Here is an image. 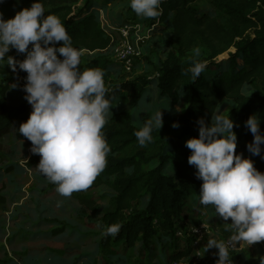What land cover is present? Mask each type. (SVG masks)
I'll list each match as a JSON object with an SVG mask.
<instances>
[{
    "label": "trees",
    "instance_id": "16d2710c",
    "mask_svg": "<svg viewBox=\"0 0 264 264\" xmlns=\"http://www.w3.org/2000/svg\"><path fill=\"white\" fill-rule=\"evenodd\" d=\"M78 1L40 0L45 7V14L57 15L72 37L73 46L85 53L81 56V62L85 61L83 68H100L105 73L104 80H107L113 76L115 67L126 69L124 63L115 59L117 36L97 18L93 10V0L86 1L85 16L69 17L72 14V5ZM203 1L162 0L163 12L157 18L138 20L134 13L133 22H138L147 33H155L159 29L157 23L164 25L163 30L170 31L171 40L178 48H173L166 56L159 57L152 80L141 76L134 78L133 73L125 71L121 82L114 83L106 92V98L112 106L102 130L111 148L107 156V166L92 186L71 195V199L86 210L100 212L101 203L93 198V193H111L107 208L100 213L99 218L92 220L100 229L97 242L104 254L102 262L97 264H130L129 252L141 244L145 255L159 232L171 242L167 264L194 263V244L197 237L190 233L192 228L204 223L191 225L186 222L188 216L184 208L197 180L184 169L191 150L183 141L199 136L198 119L204 118L211 124L213 114L224 99L247 102L242 94L245 85H250L257 91L253 104H242L246 111L245 118L249 119L255 114L260 120V129L264 132V0H239L235 4L217 0L214 2L216 10L202 7ZM34 2L36 0H2L0 12L5 20L14 18L18 11L31 7ZM250 2L253 3V9H257L253 14L244 5ZM114 24L117 29L122 25L117 21ZM257 28L260 29L254 38L236 41L242 39L249 30ZM199 40L203 43L202 56L192 57L188 61L185 51ZM231 47L236 48V52L230 57L229 70L224 71L216 58ZM8 55L17 60L26 58V53H18L14 48ZM240 60L242 64L238 65ZM194 61L206 65L196 78L189 71ZM132 70L134 72L133 68ZM11 71L6 61L0 62V74ZM15 73L26 80V72L18 70ZM153 85L158 91L154 103ZM10 91L9 85H0V137L17 131L28 120L32 111L27 107L30 104L22 97L19 101L10 102ZM161 102L168 105L163 106ZM181 104H184V111L161 129H154L152 142L141 147L134 133L161 107L168 115ZM140 108H149V112L139 113ZM235 114L233 113L232 118L234 122L239 113ZM173 123H178L179 127H172ZM246 137L249 143L254 139L250 131ZM176 155L181 156L182 161L178 162ZM256 157L252 155V160L257 162ZM24 158H29L28 154ZM40 159L39 155L32 154L27 165L31 168L37 167ZM155 160H158V165L149 168L150 163ZM170 164L176 168L174 175L164 173ZM256 167H261L260 161ZM143 199L147 200L146 207L137 210V205ZM114 223L121 225L119 233L116 236H102L106 228ZM64 231L61 227L42 235L57 237ZM226 234L223 242L230 240L233 235ZM121 248L124 249L122 253ZM260 248L264 252L262 246ZM252 249L253 246L243 243L241 251L233 252L237 257L235 264H260L259 257L264 255L255 257L250 254ZM50 251V255L63 259L79 256L81 253L80 247L70 245ZM202 251L204 256L201 263L205 264L210 252L203 248Z\"/></svg>",
    "mask_w": 264,
    "mask_h": 264
},
{
    "label": "clouds",
    "instance_id": "9594fccd",
    "mask_svg": "<svg viewBox=\"0 0 264 264\" xmlns=\"http://www.w3.org/2000/svg\"><path fill=\"white\" fill-rule=\"evenodd\" d=\"M161 4L162 0H130L132 10L141 18L161 16ZM13 48L26 53V58L17 60L8 55ZM194 52L199 55V49ZM81 55L82 50L73 46L59 17L46 15L40 0L18 11L14 18L5 20L0 12V62L6 61L13 72L27 73L23 90L32 111L19 133L31 141V152L41 157L36 168L63 197L92 186L106 168L111 151L102 131L112 111L106 98L105 73L100 68L81 71ZM205 67L194 61L189 71L196 78ZM163 124V112L159 110L134 133L138 144L147 146L153 140V130ZM197 124L199 136L187 140L185 146L191 150L188 163L197 169V179L203 181L199 203L214 206L216 216L225 223L231 218L227 224L233 232L230 244L208 239L206 248H218L216 264H232L229 247L235 248L237 242L250 246L264 241V172L250 157L237 154L236 125L229 115L220 112L213 114L210 125L204 118ZM245 127L254 137L248 151L260 156L264 152L260 120L254 114ZM120 228L114 223L102 236H116ZM259 262L264 264V256Z\"/></svg>",
    "mask_w": 264,
    "mask_h": 264
},
{
    "label": "rangeland",
    "instance_id": "374dc122",
    "mask_svg": "<svg viewBox=\"0 0 264 264\" xmlns=\"http://www.w3.org/2000/svg\"><path fill=\"white\" fill-rule=\"evenodd\" d=\"M87 0H79L77 4L72 5L71 18H79L87 14L86 3ZM217 0H204L202 7L207 10H216L214 2ZM231 1L233 4L239 0H224ZM93 10L99 21L105 28H109L115 32L118 40V48L121 52L126 54V59L130 60V70H120L118 67L113 69V76L105 80L107 90L116 83H120L123 79V72H131L132 76L153 78L155 65L160 56H166L173 48L176 50L178 46L171 40L169 30H163L164 25L157 23L159 29L155 33H147L143 26H139L138 22H133V16L136 14L131 6L130 0H93ZM246 10L253 14L257 9H253V3H245ZM135 13V14H134ZM138 20H145V18L138 17ZM136 20V19H135ZM114 21H117L120 27H116ZM130 22L129 24H127ZM134 24H132V23ZM112 26H115L112 28ZM116 28V29H115ZM260 28L249 30L242 39V41L254 38L259 32ZM203 43L199 40L191 48L185 51L188 61L192 57L200 58L202 56ZM199 49V55L194 52ZM144 51V52H143ZM236 48L231 47L225 53L219 55L216 61L220 63L224 71L230 68V57L235 54ZM85 55V53H82ZM81 55V56H83ZM85 61L82 60L80 69L83 71ZM242 61L238 62L241 65ZM134 69V72L132 70ZM149 80V81H150ZM26 80L11 71L6 74H0V85H9L12 94L8 96L10 102L19 101L22 97L25 99L26 92L23 86ZM16 85L15 87H13ZM152 87L153 100L156 102L158 91L156 87ZM242 94L247 98V102H238L235 99H224L217 108L215 114L224 112L233 118V113H239L235 119L234 131L238 136L237 154L243 153L245 158H251L252 155L247 149L249 144L246 134L248 129L245 127L246 111L243 110L242 104H253L257 91L250 85H245L242 89ZM26 102H28L26 100ZM163 106L168 105L161 102ZM30 110L31 105L27 106ZM121 107V106H120ZM179 109V110H177ZM184 104L176 106L174 111L167 115L166 110L161 107L159 110L163 112L164 124L173 120L177 114L184 111ZM158 110V111H159ZM139 113L149 112V108H140ZM236 115V114H235ZM163 124V125H164ZM187 140H184L185 144ZM31 141L19 133V131L9 132L0 137V260L1 264H94L101 263L104 254H102L99 244L97 242L100 236V229L97 223L92 220L99 218L100 213L103 212L111 198V193L94 192L93 198L101 203L100 212H91L74 202L71 197H63L56 191V185L50 182L44 175H42L36 167H29L27 162L31 152ZM264 147V146H262ZM28 154L29 158L25 159L24 155ZM264 152L255 158V167L258 161L261 162V167L258 169L264 172ZM178 162L182 161V157L176 155ZM158 165V160L150 163L149 168ZM260 166V164H259ZM184 169L197 180L194 191L188 198L187 206L184 208L189 224L204 223L201 237V244L198 249L202 252L206 248L208 239H216L224 241L223 237H227V233L233 234L229 230L231 218L225 223L220 217L216 216L214 206H204L199 203V192L202 180L197 179L195 173L197 169L189 163H184ZM165 174L174 175L176 168L170 164L166 167ZM147 200L143 199L141 204L137 205V210H143L146 207ZM206 227H205V226ZM64 228V233L57 237H49L42 235L49 233L56 228ZM95 234H98L97 236ZM169 239L164 236L162 232L156 235L151 248L143 255V249L139 244L136 249L129 252L128 260L130 264H167L170 256ZM247 242H237L236 247H242ZM70 245L80 247L81 253L69 259H63L58 256L50 255L51 249H62L64 246ZM250 254L253 256L264 255L261 252V246L264 249V241L257 242L253 245ZM213 247L207 249L209 252L216 250ZM124 251L121 248V253ZM235 251H231L230 259L236 263ZM204 256V255H203ZM209 256V255H208ZM208 260V259H207ZM191 264H200L195 261Z\"/></svg>",
    "mask_w": 264,
    "mask_h": 264
},
{
    "label": "built area",
    "instance_id": "2783aa9c",
    "mask_svg": "<svg viewBox=\"0 0 264 264\" xmlns=\"http://www.w3.org/2000/svg\"><path fill=\"white\" fill-rule=\"evenodd\" d=\"M115 59L117 61H119V62L124 63L126 70H130V64H129L130 60L126 59V54L121 52L118 47L115 50ZM190 234L197 237V241L194 244L195 261H199V263L202 264L201 262H202L203 254L198 249V246L201 244L200 243V242H202L201 241V237L204 234L203 225L192 228ZM225 243L226 244H230V240L225 241ZM241 249H242V247H239V248H237V247H235V248L229 247V252H231V251H241ZM218 251H219L218 248L216 250H212L209 253L208 260H207V262L205 264H216V260L219 258L218 255H217ZM231 260H232V264H234V260L233 259H231Z\"/></svg>",
    "mask_w": 264,
    "mask_h": 264
}]
</instances>
